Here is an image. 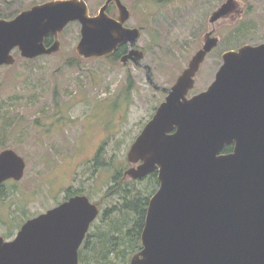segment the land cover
<instances>
[{"label":"water","instance_id":"water-1","mask_svg":"<svg viewBox=\"0 0 264 264\" xmlns=\"http://www.w3.org/2000/svg\"><path fill=\"white\" fill-rule=\"evenodd\" d=\"M114 4L118 16L108 14ZM236 7L226 0L210 16L216 22ZM130 11L122 0H105L90 15L84 0H49L12 19H0V66L12 54L33 59L56 52L53 39L71 22L80 23L77 52L104 57L126 44L122 62L145 69L164 101L131 144L127 158L142 161L127 174L142 178L157 169L159 187L148 202L142 248L129 264H264V42L222 53L208 87L188 96L201 63L218 38L203 45L169 88L157 85L143 51L134 47L137 27L124 25ZM233 150L223 152L226 145ZM25 161L14 149L0 151V185L20 180ZM98 206L76 195L28 218L15 237L0 236V264H79L78 248Z\"/></svg>","mask_w":264,"mask_h":264},{"label":"rangeland","instance_id":"rangeland-1","mask_svg":"<svg viewBox=\"0 0 264 264\" xmlns=\"http://www.w3.org/2000/svg\"><path fill=\"white\" fill-rule=\"evenodd\" d=\"M46 1L0 0V19H12ZM84 1L90 15L105 2ZM122 1L130 11L124 25L140 30L135 45L159 86L169 88L176 82L207 32L224 39L200 65L188 96L213 81L224 51L264 42V0H235L237 11L225 18L234 24L225 27L209 19L226 0ZM109 14L118 16L116 8ZM53 39L60 43L56 52L27 59L16 48L14 63L0 66V151L14 149L26 164L22 178L7 180L0 191V236L13 239L25 220L62 201L68 190L83 192L100 210L82 264H100L92 250L104 240L102 234L125 214L132 226L136 214L126 204L137 196L147 201L157 188L147 179L132 181L127 190L120 178L131 144L166 93L150 85L145 69L131 60L81 56L77 21ZM117 169L121 175L112 179ZM124 226L111 236L114 245L108 248L106 242L101 253H130L133 235Z\"/></svg>","mask_w":264,"mask_h":264},{"label":"trees","instance_id":"trees-1","mask_svg":"<svg viewBox=\"0 0 264 264\" xmlns=\"http://www.w3.org/2000/svg\"><path fill=\"white\" fill-rule=\"evenodd\" d=\"M114 5H110L108 12L111 13V11H113ZM1 16V14H0ZM51 38L50 36L46 37L45 41L48 42L50 41ZM126 52V47L125 45H120L118 46V48L111 54L106 55L105 57L107 58H113V59H117L122 57ZM234 145L230 144V145H226L223 149V152H230L233 150ZM7 182H4L0 185V191L2 190V188L5 186ZM148 203V200L146 201V199H144L143 197H135L133 200H130L127 204L126 207L132 211H134V213L136 214V218L134 219V223L132 226H129L130 223L127 224L128 221V215H124L123 219L121 221H115L112 225L111 228L112 230L110 232L107 231V233H103L102 236L103 237V241H100V243H98L96 245V247L92 250V253L94 255V260L97 263L100 264H126L129 259L132 257V255L134 253H136L137 251H139L142 247L141 245V241H140V235L144 226V219H145V212H146V208L144 207L146 204ZM126 224V226H124ZM123 228V230L126 228L127 229V233L131 236L133 235V239L131 238L130 240V248H133L130 253H128L126 256L123 254L120 255H116V256H112L110 254V257L108 254H103L100 251L103 249V247L106 245V242L108 243V248H111V244L115 243V238L111 237L114 236L115 234H119V231H121L120 229ZM128 226V227H127ZM8 235V234H7ZM133 240H134V246H132L133 244ZM114 245V244H112ZM84 249H80L78 252V260L79 263L82 264L83 260H84V256H83V251ZM116 251V250H115ZM117 252V251H116ZM88 258H86L87 260ZM109 259V260H108ZM108 260V261H106Z\"/></svg>","mask_w":264,"mask_h":264},{"label":"flooded vegetation","instance_id":"flooded-vegetation-1","mask_svg":"<svg viewBox=\"0 0 264 264\" xmlns=\"http://www.w3.org/2000/svg\"><path fill=\"white\" fill-rule=\"evenodd\" d=\"M236 6H237V3H236ZM236 8V7H235ZM232 9L228 14H226V15H224V16H222V17H220L218 20H219V23H218V26H223V27H225L226 26V24H232V23H226V21H225V18L226 17H228V16H230V15H232L235 11H237L236 9ZM238 11H243V8H241L240 10H238ZM217 20V21H218ZM234 24V23H233ZM222 27V28H223ZM212 36H213V32H212ZM215 36V35H214ZM217 38H218V41H217V43L219 44V43H221L222 44V42H223V40L224 39H222V41H221V39L218 37V36H216ZM50 39V41H48V42H46V43H51L52 42V37L51 38H49ZM262 43V42H261ZM257 44H260V43H255V44H252V45H257ZM123 45H125V47H126V52H127V45L126 44H123ZM134 47L135 48H137V49H139L136 45H134ZM125 52V53H126ZM221 59H222V57H221ZM221 64H222V62H221ZM220 64V65H221ZM142 163V161H137V162H131L130 160H128V158H127V162H125L124 163V165H123V169H122V171H123V173H122V176H121V181L123 182L122 184H124L123 185V187L124 188H126L127 190L130 188L129 187V185L132 183V181H138V180H147V179H151V180H154L155 182H156V189H155V191L152 193V195L156 192V190L158 189V187H159V180H158V170L157 169H155V170H153V171H151V172H149L147 175H145V176H143L142 178H132L131 176H129L128 174H127V171L130 169V168H132V167H137L138 165H140ZM121 170V169H120ZM120 170H115V172L112 174V179H117L118 178V176H119V174H120ZM121 175V174H120ZM68 189V188H67ZM127 190H125L126 191V193H128L127 192ZM76 195H85L86 197H88V199H89V201H90V198H89V196L88 195H86V194H84L83 192H76V193H74V192H72L71 190H68L67 191V193L65 194V196H64V198H63V200L62 201H60V202H58L56 205H54L53 207H55V206H58L59 204H61L62 202H65V201H67V200H69L71 197H74V196H76ZM152 195H151V197H152ZM150 197V198H151ZM149 200L150 199H148V202H149ZM91 202V201H90ZM91 203H94V202H91ZM94 204H96L97 206H98V209L100 210V206H99V204L98 203H94ZM147 206H148V203H147ZM53 207H51V208H53ZM51 208H49V209H51ZM49 209H47V210H49ZM46 210V211H47ZM146 213V212H145ZM98 215H99V213H98ZM146 215V214H145ZM98 217V216H97ZM96 217V218H97ZM96 220V219H95ZM94 220V221H95ZM94 221H92L91 223H90V225H89V227H88V230H87V232L85 233V236H84V238H83V240H82V243L80 244V246H79V248H78V252H79V250L80 249H84V250H86V249H91V247H92V243H91V245H90V240L92 239V237H93V233H92V230L94 229ZM144 221H145V219H144Z\"/></svg>","mask_w":264,"mask_h":264}]
</instances>
